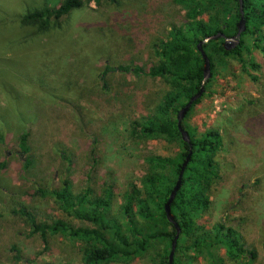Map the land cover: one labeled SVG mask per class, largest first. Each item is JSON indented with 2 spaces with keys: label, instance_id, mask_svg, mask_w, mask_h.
<instances>
[{
  "label": "rangeland",
  "instance_id": "374dc122",
  "mask_svg": "<svg viewBox=\"0 0 264 264\" xmlns=\"http://www.w3.org/2000/svg\"><path fill=\"white\" fill-rule=\"evenodd\" d=\"M61 1L0 0V264H83L82 241L32 234L18 210L39 222L61 218L86 226L58 209L51 191L62 180L74 193L109 190L115 214L130 184L140 186L147 157H172L179 149L178 142L141 140L132 131L167 83L115 67L144 70L155 63L154 45L185 20L183 8L174 0H84L47 31L21 23L26 12ZM243 38L248 42V35ZM249 43L246 52L260 66L233 57L224 67L215 65L185 124L197 134L207 128L227 134L218 155L220 178L197 221L205 234L219 223L237 229L254 253L250 264H264V57ZM106 64L114 69L103 74ZM24 131L27 153L18 145ZM18 252L21 261L15 262ZM211 252L221 264H237L219 244ZM174 258L209 264L205 251L179 250ZM129 264H157L156 251Z\"/></svg>",
  "mask_w": 264,
  "mask_h": 264
},
{
  "label": "trees",
  "instance_id": "16d2710c",
  "mask_svg": "<svg viewBox=\"0 0 264 264\" xmlns=\"http://www.w3.org/2000/svg\"><path fill=\"white\" fill-rule=\"evenodd\" d=\"M174 1L183 8L185 20L172 26L165 39L154 45L155 63L144 70L133 65H119L115 69L161 77L167 83L168 88L155 104L154 110L141 121L135 122L132 131L141 140L160 138L178 142L177 153L172 157L148 156L140 186L130 184L115 214H112L109 190L96 195L90 187H85L74 193L70 181L62 180L61 188L51 191L58 209L66 217L88 223L86 226L75 228L61 218L52 222H39L29 212L18 210L28 220L32 234H39L43 239L47 234H61L82 241L83 264H129L153 251H156L157 264H169L168 255L176 229L165 216L164 203L189 152V144L182 140L177 127V113L199 90L203 79V58L197 44L205 36L217 32L228 37L234 35L237 22L243 17L245 31L241 33L236 47L224 49L223 38L211 39L202 45L209 59L211 74L204 89L213 79L214 66H226L229 57L248 63L254 69L260 66L246 52L249 41V46L260 50L264 57V0H242V13L239 0ZM83 4L84 0H62L57 7L47 8L43 5L26 12L20 21L47 31ZM244 35H248V42L244 40ZM243 51L248 58L243 57ZM113 69L106 64L103 74ZM203 96L204 92L181 120L182 127L189 135L191 155L184 168L181 186L171 203V213L180 229L174 252L190 250L195 254L205 251L209 256V264H221V260L211 252V248L219 244L237 264H250L254 253L246 250L237 229L219 223L214 226L213 234H205L197 221L210 206L212 186L220 178L218 155L227 147L224 143L227 134H223V130L207 128L197 134L189 124H185ZM27 136L28 133L24 131L18 137L19 149L23 153L29 151ZM4 166L1 162L0 168ZM10 249L14 251L16 247L11 246ZM193 258L192 255L187 260ZM12 260L21 261L19 252L12 256ZM172 264H177L175 258Z\"/></svg>",
  "mask_w": 264,
  "mask_h": 264
},
{
  "label": "water",
  "instance_id": "95a60500",
  "mask_svg": "<svg viewBox=\"0 0 264 264\" xmlns=\"http://www.w3.org/2000/svg\"><path fill=\"white\" fill-rule=\"evenodd\" d=\"M239 3H240V12L242 13V4H241L242 0H239ZM243 31H245V21H244L243 17H241L240 20L237 22V32L234 35L228 37V36H225L222 32H217L216 34L205 36L197 44V49H198V51L200 52V54H201V56L203 58V79L201 81L199 90L188 99V101L184 104L183 107H181L179 109V111L177 113V127H178V130H179L180 134H181L182 140L189 144V152H188L185 160L182 162V165L180 167L176 182H175L173 188L170 190L168 199L164 203L165 216H166L167 220L170 223H172L174 225L175 229H176V234L174 235V237L172 239L171 249H170V252H169V255H168L169 264H172L173 254H174V251H175L177 238H178L179 231H180V229L178 227V224L174 220V216L171 213V203L174 200L175 195H176L178 189L181 186L182 175H183V172H184V168H185L186 164L188 163L190 155H191V150H190L191 144H190L189 135H188V132L182 127L181 120L183 119L184 115L186 114V112L191 107L192 103L195 102L198 98L201 97V95L204 92V85H205L206 81L209 79V77L211 75L210 74L209 59L206 56V54H205V52H204V50L202 48V45L204 43L210 41L211 39L223 38L224 39V41H223L224 49L230 50V49L236 47L239 44L240 36H241V33Z\"/></svg>",
  "mask_w": 264,
  "mask_h": 264
}]
</instances>
